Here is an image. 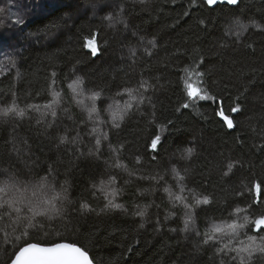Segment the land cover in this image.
Returning a JSON list of instances; mask_svg holds the SVG:
<instances>
[{
  "label": "trees",
  "instance_id": "trees-1",
  "mask_svg": "<svg viewBox=\"0 0 264 264\" xmlns=\"http://www.w3.org/2000/svg\"><path fill=\"white\" fill-rule=\"evenodd\" d=\"M0 8V108L13 100L22 108L46 104L55 72L61 108L68 109H58L51 128L52 118L42 116L43 107L29 110L23 119H0V169L32 180L48 176L56 192L67 196L64 214L46 221L43 230L16 241L19 232L9 228L10 243L0 234V264H10L25 243L75 244L95 264H220L212 242H202L203 233L227 219L225 208L240 199L236 191H244L252 178L264 177V0H240L235 7L215 10L203 0H0ZM109 15L122 23L109 27ZM233 17L249 25L239 38L227 33ZM18 19L24 22L18 24ZM89 30L100 33L95 57L82 47L81 36ZM201 58L198 70L205 72L206 85L225 100V107L240 97L234 129L223 125L215 104L186 100L184 69L195 68ZM77 77L85 95L100 93V121H110V103L123 109L130 101L117 93L137 89L140 82L149 85L147 92L141 89L144 104L136 110L133 102L119 129L98 121L109 136L98 157L87 156L95 151V126L80 123L86 113L67 87ZM184 102L190 105L186 109ZM154 134L162 144L155 161L146 147ZM64 136L68 141L62 144ZM109 143L124 145L121 160L127 170L110 167ZM136 156L140 165H135ZM234 161L243 168L237 165L223 176L227 163ZM173 167L184 176L180 183L186 189L213 199V204L195 208L187 228L188 210L173 207L161 186L176 190ZM157 173L164 176L160 185L137 179ZM112 174L117 182L111 187L120 190L115 202L122 207L101 211L107 202L101 182L107 189ZM188 202L193 203L191 196Z\"/></svg>",
  "mask_w": 264,
  "mask_h": 264
},
{
  "label": "snow or ice",
  "instance_id": "snow-or-ice-1",
  "mask_svg": "<svg viewBox=\"0 0 264 264\" xmlns=\"http://www.w3.org/2000/svg\"><path fill=\"white\" fill-rule=\"evenodd\" d=\"M145 0H141L144 3ZM195 3V0H193ZM203 3L210 9L215 10L221 4L237 5L239 0H203ZM4 9L0 8V12ZM122 11V9H121ZM109 21V27H113L115 23L122 21L113 20L111 15L105 17ZM23 19H18L16 23L22 24ZM203 23V21H201ZM125 27H127L125 25ZM249 25L243 23L238 17H233L228 21L227 33L239 38L243 32L248 30ZM97 31L89 30L87 35H82V47L87 49L91 56L95 57L100 52L98 44ZM134 55V53H133ZM150 55V53H149ZM203 63L201 58L195 68H185L184 72L187 74L183 78V88L186 95V100L191 101L193 105L198 104L200 101H208L216 105L215 114L223 122V125L228 129L237 127V122L234 119L235 114L241 112V104L237 103L240 97H236L233 102L225 107V100L213 93L205 83V72L199 71L200 64ZM56 73H52V81L49 85V91L52 99L44 105L26 104L25 107H20L15 100L12 101L10 106L0 108V119L9 117L23 119L29 110L39 111L41 107L45 110L42 116H51V121L47 127L51 128L57 123L58 109L67 112V108H61L62 97L61 93L54 87L56 80L54 79ZM83 81L80 77L72 80L68 85V89L72 93L71 99L81 108V111L86 113L85 118L80 122L88 124L89 122L99 121L101 124H108L110 128L119 129L124 120L125 115L133 110V102L135 109L139 110L140 106L145 102V96L141 93L147 92L149 85L146 82H140L137 89H124L122 92L117 93L118 96L123 97L125 94L130 97V101H126L123 109L117 106L115 111L111 112L110 121H100V108L97 106L96 101L100 100V93L93 92L90 95L84 96L82 90ZM80 89V91H78ZM137 95H133V93ZM15 94L13 93V96ZM84 97V98H80ZM91 101V104H85L84 99ZM183 108H188V102L183 103ZM111 108V105L109 106ZM39 123V121H37ZM164 126L161 125V128ZM98 129L93 127V133ZM102 140H109L107 132L101 131L95 137L93 150L87 152V156H99ZM68 141V137L60 138V143ZM109 147L114 158V162L110 167L114 169L127 170V164L121 160V153L124 151V145L118 144ZM147 150L152 153L151 159L156 160L161 151V136L153 135L146 145ZM264 148V145H261ZM188 154L191 155V149H188ZM81 156L85 153L81 152ZM140 156L135 157V165H140ZM239 165L243 168V164L239 161L227 163V170L223 172V176L228 177L233 172V169ZM174 178L177 181L176 190L168 186L161 185L163 191L168 193L169 199L173 207L177 204L182 205L188 210L186 213L185 225L192 220V215L196 207L209 206L213 204V199L208 195H197L192 189H186L180 183L184 180L174 167L171 169ZM51 175V173H49ZM135 175V173H129ZM251 175V173H249ZM139 180L151 179L157 185L164 181V176L157 173L155 176L147 177L140 175L137 177ZM117 182L115 174L109 175L108 188L106 189L104 182H101L100 191L104 193V199L107 201L104 208L106 209H119L121 204L115 202V197L119 194V189L111 187ZM127 183V181H125ZM166 185V182H165ZM95 187V185H94ZM110 189V190H109ZM156 191L155 188L152 189ZM189 196L193 203H189ZM235 196L239 197L238 200H233L228 208L227 219H222L220 225L213 224L209 230L203 233V243L208 244L212 242L213 247L216 248V255L220 258V264H224L227 260L228 264H264V177L252 178L250 184L246 186L244 191H236ZM67 196H62L56 192L55 187L49 182L48 176L40 177L37 180L22 178V174L18 172H9L7 169H0V234L3 235L5 242L8 241V229L12 233L19 232L15 235V240L19 241L22 237L27 238L30 231L39 232L45 228V222L53 219L55 216H61L66 209L64 208V201ZM71 203V201H68ZM82 209L94 211V209L87 204H81ZM139 207V206H137ZM148 207V206H146ZM139 216H144L143 211L137 213ZM174 215V213H173ZM143 227V225H141ZM174 231V229H173ZM200 235V233H197ZM218 245V247H217ZM10 264H92L89 254L81 247L69 243H54L50 246H42L38 243H25L23 246L16 248L13 256L10 258Z\"/></svg>",
  "mask_w": 264,
  "mask_h": 264
},
{
  "label": "rangeland",
  "instance_id": "rangeland-1",
  "mask_svg": "<svg viewBox=\"0 0 264 264\" xmlns=\"http://www.w3.org/2000/svg\"><path fill=\"white\" fill-rule=\"evenodd\" d=\"M78 91H80V89H78ZM84 93V92H83ZM84 96L86 97L87 96V94L85 95L84 94ZM80 98H84V97H80ZM84 103L85 104H91V101L90 100H88V99H84ZM96 104H97V101H96ZM110 105H111V108L109 107V116H110V118H111V112L112 111H115L116 109H117V106L119 107V108H121V106H120V104H118V103H114V104H111L110 103ZM100 120V119H99ZM94 126L98 129V131L96 132L98 135L100 134V132H101V128H100V126H98V121H95L94 123Z\"/></svg>",
  "mask_w": 264,
  "mask_h": 264
},
{
  "label": "water",
  "instance_id": "water-1",
  "mask_svg": "<svg viewBox=\"0 0 264 264\" xmlns=\"http://www.w3.org/2000/svg\"><path fill=\"white\" fill-rule=\"evenodd\" d=\"M239 2H240V0H239ZM239 4V3H238ZM237 4V5H238ZM221 5H228V6H230V7H235V6H237V5H229V4H227V3H225V4H221ZM90 257V256H89ZM91 258V257H90ZM92 260V259H91ZM92 264H94V262L92 261Z\"/></svg>",
  "mask_w": 264,
  "mask_h": 264
},
{
  "label": "bare ground",
  "instance_id": "bare-ground-1",
  "mask_svg": "<svg viewBox=\"0 0 264 264\" xmlns=\"http://www.w3.org/2000/svg\"><path fill=\"white\" fill-rule=\"evenodd\" d=\"M90 256V255H89ZM93 261V260H92ZM95 264V263H94Z\"/></svg>",
  "mask_w": 264,
  "mask_h": 264
}]
</instances>
